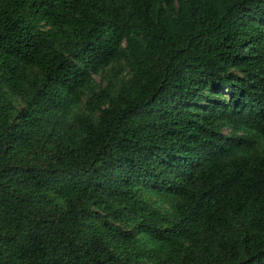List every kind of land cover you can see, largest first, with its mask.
<instances>
[{
    "label": "trees",
    "instance_id": "16d2710c",
    "mask_svg": "<svg viewBox=\"0 0 264 264\" xmlns=\"http://www.w3.org/2000/svg\"><path fill=\"white\" fill-rule=\"evenodd\" d=\"M0 264H264V0H0Z\"/></svg>",
    "mask_w": 264,
    "mask_h": 264
}]
</instances>
